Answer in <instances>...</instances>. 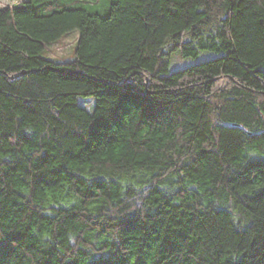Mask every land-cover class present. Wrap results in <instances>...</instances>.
<instances>
[{
	"label": "trees",
	"instance_id": "16d2710c",
	"mask_svg": "<svg viewBox=\"0 0 264 264\" xmlns=\"http://www.w3.org/2000/svg\"><path fill=\"white\" fill-rule=\"evenodd\" d=\"M98 1L0 7V264H264V0Z\"/></svg>",
	"mask_w": 264,
	"mask_h": 264
},
{
	"label": "rangeland",
	"instance_id": "374dc122",
	"mask_svg": "<svg viewBox=\"0 0 264 264\" xmlns=\"http://www.w3.org/2000/svg\"><path fill=\"white\" fill-rule=\"evenodd\" d=\"M25 0H0V7L3 6H13L19 4ZM108 0H99L95 4V10L101 11V9L106 5ZM80 38V30L75 29L65 34L62 38L47 45L44 54L55 60H67L74 56V52L77 48L78 41ZM221 53L213 51H201L197 57H183L180 52H175L173 56V61L171 65V70H177L182 67H186L201 61H205L211 58L220 56Z\"/></svg>",
	"mask_w": 264,
	"mask_h": 264
}]
</instances>
